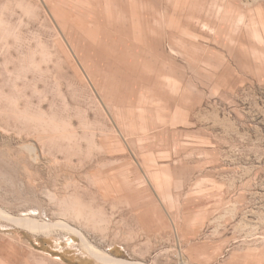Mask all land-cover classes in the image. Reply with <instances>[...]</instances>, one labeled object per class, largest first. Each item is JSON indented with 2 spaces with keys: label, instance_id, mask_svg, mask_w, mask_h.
I'll return each mask as SVG.
<instances>
[{
  "label": "rangeland",
  "instance_id": "374dc122",
  "mask_svg": "<svg viewBox=\"0 0 264 264\" xmlns=\"http://www.w3.org/2000/svg\"><path fill=\"white\" fill-rule=\"evenodd\" d=\"M97 256L264 264V0H0V264Z\"/></svg>",
  "mask_w": 264,
  "mask_h": 264
},
{
  "label": "bare ground",
  "instance_id": "6f19581e",
  "mask_svg": "<svg viewBox=\"0 0 264 264\" xmlns=\"http://www.w3.org/2000/svg\"><path fill=\"white\" fill-rule=\"evenodd\" d=\"M106 256V255H105ZM97 259L101 262H104L105 264H126L124 261L120 260V259H116V258H113V257H98L97 256ZM103 263V264H104Z\"/></svg>",
  "mask_w": 264,
  "mask_h": 264
}]
</instances>
